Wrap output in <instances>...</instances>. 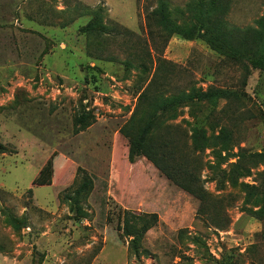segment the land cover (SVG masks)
I'll list each match as a JSON object with an SVG mask.
<instances>
[{"label":"rangeland","instance_id":"rangeland-1","mask_svg":"<svg viewBox=\"0 0 264 264\" xmlns=\"http://www.w3.org/2000/svg\"><path fill=\"white\" fill-rule=\"evenodd\" d=\"M189 1L0 0V264H264V220L244 190L264 183L263 166L232 167L240 149L264 153V74L242 85L200 39L167 37L154 11L165 2L182 24ZM228 1L232 28L264 13V0ZM98 8L109 35L83 34ZM210 87L236 97L157 117L144 153L130 154L152 96ZM224 127L225 149L192 146L194 129ZM47 161L51 183L32 186Z\"/></svg>","mask_w":264,"mask_h":264},{"label":"trees","instance_id":"trees-1","mask_svg":"<svg viewBox=\"0 0 264 264\" xmlns=\"http://www.w3.org/2000/svg\"><path fill=\"white\" fill-rule=\"evenodd\" d=\"M187 19L179 24L173 21L167 11L165 2H160L154 11L156 25L167 36H179L187 40L200 39L212 51L224 58L227 63L239 69L241 72V81L243 85L252 71H259L264 74V13L255 22L254 28L244 30L228 26L224 20L229 12L228 0H190L186 6ZM90 21L80 29L83 34L95 36H108L109 28L104 23V13L100 8L90 11ZM146 99V94L141 96ZM236 97L229 89L210 87L206 91L191 88L189 92L180 91L175 95L152 96V112L148 114L144 126L137 140L133 143L130 154L142 155L149 136L153 132L156 124V118L165 116L168 120H174L177 116V110L195 104H208L216 106L221 100L231 101ZM88 117L81 116L76 122L77 132L82 131L88 122ZM192 146L196 150L203 149L209 141H213L214 146L225 149L231 140V134L227 128H221L218 135L208 138L204 130L194 129L191 136ZM236 162L232 166L239 176H246L250 169L244 166L246 161H253L263 166L262 175L264 176V153H255L246 155L242 149L233 156ZM52 166L47 161L32 180V186L45 187L51 183ZM90 180L86 179L77 189V194L88 189ZM186 191L193 194V191L182 186ZM246 193V203H254L259 206L255 215L264 220V183L259 186H244ZM127 214L128 213H124ZM137 219V218H135ZM156 222V217H148L143 222L139 234H145ZM119 229V227H118ZM126 237L132 233L129 231L127 222L122 228ZM121 229V230H122ZM120 230V229H119ZM135 235H138L134 233ZM264 234V233H263Z\"/></svg>","mask_w":264,"mask_h":264}]
</instances>
